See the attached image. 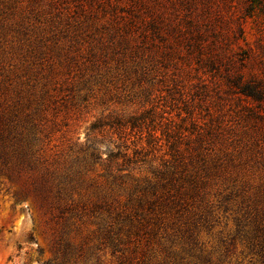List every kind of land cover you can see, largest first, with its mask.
Instances as JSON below:
<instances>
[{
    "label": "rangeland",
    "instance_id": "374dc122",
    "mask_svg": "<svg viewBox=\"0 0 264 264\" xmlns=\"http://www.w3.org/2000/svg\"><path fill=\"white\" fill-rule=\"evenodd\" d=\"M1 117L0 264H264V0H0Z\"/></svg>",
    "mask_w": 264,
    "mask_h": 264
},
{
    "label": "trees",
    "instance_id": "16d2710c",
    "mask_svg": "<svg viewBox=\"0 0 264 264\" xmlns=\"http://www.w3.org/2000/svg\"><path fill=\"white\" fill-rule=\"evenodd\" d=\"M54 3H56V1L54 2ZM56 5V4H55ZM130 25L131 24H128V22H125V26H124V31H125V33H127L126 32V30H129V28H130ZM114 28L116 29V30H121L122 28L120 27V25H118V24H115L114 25ZM1 119V121L3 120V118L1 117L0 118ZM6 131H5V127L4 128H1L0 127V142H1V145H0V174H1V172L7 167V168H9L8 167V152H7V150H5V146H4V143L3 142H6V140H8V137H5V133ZM19 134H20V137L22 138L23 137V135H22V133H17V134H14L13 135V139H17V138H19L18 136H19ZM9 135H12V132L11 131H9ZM34 138H35V136H34ZM20 148H22V147H20ZM27 152H30L29 150H24V152L22 153V155H27ZM32 156H34L33 154H32ZM11 170V169H10ZM66 181V178H63L61 181H59V184L57 185V187H59V186H62V184L64 183Z\"/></svg>",
    "mask_w": 264,
    "mask_h": 264
}]
</instances>
